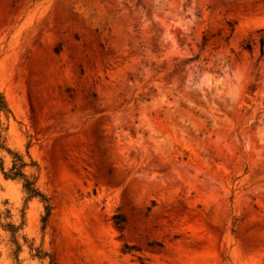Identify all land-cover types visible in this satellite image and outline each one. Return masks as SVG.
<instances>
[{
    "label": "rangeland",
    "instance_id": "rangeland-1",
    "mask_svg": "<svg viewBox=\"0 0 264 264\" xmlns=\"http://www.w3.org/2000/svg\"><path fill=\"white\" fill-rule=\"evenodd\" d=\"M262 49L264 0H0L2 134L49 206L0 171V264H264Z\"/></svg>",
    "mask_w": 264,
    "mask_h": 264
},
{
    "label": "trees",
    "instance_id": "trees-1",
    "mask_svg": "<svg viewBox=\"0 0 264 264\" xmlns=\"http://www.w3.org/2000/svg\"><path fill=\"white\" fill-rule=\"evenodd\" d=\"M233 31V28L231 26V32ZM260 46L263 47L262 40H260ZM247 49H250L249 46H246ZM261 53H264V50H261ZM10 114V110L8 108V105L6 103V100L3 96V94L0 92V118L1 116H7ZM5 129L2 128L1 121H0V150L5 151L10 155L11 157V166L5 170L2 166V163H0V171L5 179L10 180H18L21 182L22 189L24 192L31 198H39L42 203L45 204V217L48 216L49 213V206L46 204L47 200L44 197V195L38 190L36 186L37 182V175L35 173H31L26 171V168H31L33 166H36V164L29 158V156L26 154L28 160H25V157L21 155L17 151H11L5 146V137L2 134ZM36 257H43L44 254H40L41 252H38ZM17 259H15V264L17 263Z\"/></svg>",
    "mask_w": 264,
    "mask_h": 264
}]
</instances>
